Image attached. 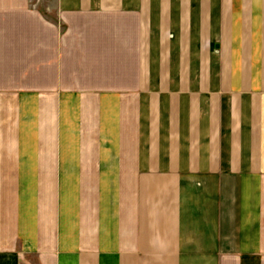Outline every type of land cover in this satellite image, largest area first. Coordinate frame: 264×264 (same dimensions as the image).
I'll return each instance as SVG.
<instances>
[{
    "label": "crops",
    "instance_id": "obj_1",
    "mask_svg": "<svg viewBox=\"0 0 264 264\" xmlns=\"http://www.w3.org/2000/svg\"><path fill=\"white\" fill-rule=\"evenodd\" d=\"M0 264H264V0H0Z\"/></svg>",
    "mask_w": 264,
    "mask_h": 264
}]
</instances>
